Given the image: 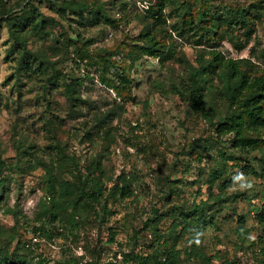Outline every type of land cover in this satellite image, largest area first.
I'll return each mask as SVG.
<instances>
[{"label":"rangeland","instance_id":"374dc122","mask_svg":"<svg viewBox=\"0 0 264 264\" xmlns=\"http://www.w3.org/2000/svg\"><path fill=\"white\" fill-rule=\"evenodd\" d=\"M24 8L46 22L23 34L30 72L9 26ZM240 10L245 17H235ZM201 14L215 18L211 33ZM228 64L246 74L240 101L264 92V0H0V227L9 252L32 264L73 255L126 264L124 253L152 252L157 225L172 234L169 246L178 235L180 264H205L198 250L210 264H264V225L254 220L264 206V127L224 93ZM198 70L200 112L186 94ZM46 167L69 178L67 170L93 169L110 213L66 202L75 222H51L58 196ZM213 171L232 187L210 184ZM117 186L126 194L114 195ZM195 204L206 222L174 228L177 214L194 217ZM42 227L56 237L36 232Z\"/></svg>","mask_w":264,"mask_h":264},{"label":"trees","instance_id":"16d2710c","mask_svg":"<svg viewBox=\"0 0 264 264\" xmlns=\"http://www.w3.org/2000/svg\"><path fill=\"white\" fill-rule=\"evenodd\" d=\"M80 8H82L80 6ZM10 10L9 12H11ZM236 14L235 17H245V11L240 10ZM15 18L12 19L9 23L10 26V32L11 37L15 39L17 42H19L24 50V54L20 57V64L21 67L26 71L30 72L31 68L33 67L32 62L30 59L26 60L27 53H29V50L27 48V42L24 38L23 34L27 30H33L35 33L38 31V29H42L45 26V20H36L35 15L32 12H28L27 8H24L22 12L14 15ZM13 16V17H14ZM204 16V14H201L199 16V21L205 23V27L207 29L208 33H211L213 31V26L215 25V18L209 17L208 19ZM42 63V62H41ZM40 63V64H41ZM199 71V70H198ZM195 71L192 73V83H190L186 88V94L188 95L189 103L192 107V109L196 112H200L203 109V106L205 104V86L202 83V78L199 79L202 74H200V71ZM244 71L236 70L234 64H228L226 68H224L223 73L221 74L223 78V89L224 93L230 99L232 103H234L235 100L240 101L238 95V89L239 85L246 80ZM75 96L74 92L70 94L71 99ZM239 96V95H238ZM239 99V100H238ZM239 104H242L244 107V113L248 115L250 118V121L252 124H258L262 127H264V92H251L246 98L240 101ZM243 113V112H242ZM242 116L239 114L238 119H241ZM225 121V118H224ZM61 162V161H60ZM63 162H66V160H62L60 170L63 172V168H65V164ZM238 166L239 164H235ZM3 167V162L0 161V169ZM47 171V178H48V184H49V190L50 192H54L56 196H58V200H53L52 205L50 208H53L52 216L53 220L51 222H55V220L67 217L66 214V206L64 205L66 202L70 203V205L75 208L78 212L81 210H90V209H96L100 208L103 212V219L106 218L108 213H110V210L108 208V202L104 199V186L102 180L99 178V176L93 175V169L90 168V171L82 177L81 174H77L74 171L67 170L68 172L65 174L71 175V178L68 176L62 177L59 176L57 173L54 172V169L52 167H46ZM65 172V171H64ZM0 196L3 193L4 190V178L0 172ZM222 179V172L213 171L212 173V180L209 181L210 184L214 183V181L220 180L219 183L220 190L222 192H225L228 188L232 187L233 185V178H227L225 180ZM116 190L113 192L118 193L117 191L121 192L122 195H125L127 192L126 186H117L115 187ZM195 211L196 213L199 212L197 215L195 213L194 217L189 219V216L192 215L188 213L181 212L177 214L178 217H181L183 219V222L176 221L174 224V228H177L180 226L181 223H183V228L187 227H193L191 225V222L194 220H198L199 222H206V219L200 218V215L202 213V210L204 209L202 205L195 204ZM159 212L156 211V214ZM171 215H175V213H171ZM162 215H159L157 217V220H160L162 218ZM165 216V215H164ZM176 216V215H175ZM69 221L75 222L73 218H69ZM254 220L258 224L264 225V206L258 209V211L254 215ZM241 222H245V218H241ZM244 231L246 233H249V229L245 226H242ZM197 228V227H196ZM36 232H44V235L48 239H52L56 237V234H53L52 232H48L45 229L42 228H36ZM153 234L155 236L154 241L152 244H150V248L152 252L147 253H139L135 252L134 250L124 253V261L126 264H180V257H181V250L177 248L178 243V235L175 238L173 242H171L170 246L168 245L169 240L172 238V234L168 235L160 230V228L157 225H153L152 227ZM112 239L115 238L116 233L114 231L111 232ZM3 235H6L5 232H3L2 227H0V264H32L28 261L27 257L24 254H16L15 252L10 253L9 249L7 248V245L4 244ZM58 236H61V234H58ZM180 236V234H179ZM38 243V242H37ZM38 245V244H37ZM196 246V245H195ZM194 246V247H195ZM261 251L264 254V246L261 248ZM197 255L201 257V260L205 264L211 263L212 257H207L203 252L198 250ZM133 262V263H132ZM65 264H80V260L77 256H72V259L65 261ZM86 264H97L96 262H89ZM226 264V263H224ZM233 264V263H228Z\"/></svg>","mask_w":264,"mask_h":264},{"label":"clouds","instance_id":"9594fccd","mask_svg":"<svg viewBox=\"0 0 264 264\" xmlns=\"http://www.w3.org/2000/svg\"><path fill=\"white\" fill-rule=\"evenodd\" d=\"M236 179H242V174L237 176Z\"/></svg>","mask_w":264,"mask_h":264}]
</instances>
